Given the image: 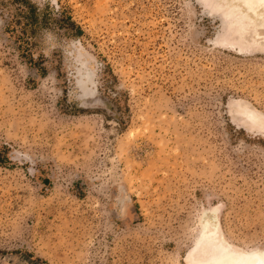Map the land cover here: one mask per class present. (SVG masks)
Listing matches in <instances>:
<instances>
[{
  "label": "rangeland",
  "instance_id": "1",
  "mask_svg": "<svg viewBox=\"0 0 264 264\" xmlns=\"http://www.w3.org/2000/svg\"><path fill=\"white\" fill-rule=\"evenodd\" d=\"M214 1L0 0V264L264 251V29Z\"/></svg>",
  "mask_w": 264,
  "mask_h": 264
},
{
  "label": "snow or ice",
  "instance_id": "2",
  "mask_svg": "<svg viewBox=\"0 0 264 264\" xmlns=\"http://www.w3.org/2000/svg\"><path fill=\"white\" fill-rule=\"evenodd\" d=\"M257 0H245V7L251 9L255 7ZM259 5L264 8V0H258ZM211 7L220 9L225 20L232 23L238 18L237 5L235 3L222 2L211 5ZM206 215V214H205ZM202 222L204 217H201ZM212 223H215L213 218ZM212 233L209 232L206 224L197 247L193 249V254L199 253L194 264H264V252H244L234 251L227 245L213 240Z\"/></svg>",
  "mask_w": 264,
  "mask_h": 264
},
{
  "label": "bare ground",
  "instance_id": "3",
  "mask_svg": "<svg viewBox=\"0 0 264 264\" xmlns=\"http://www.w3.org/2000/svg\"><path fill=\"white\" fill-rule=\"evenodd\" d=\"M222 2L235 3L237 5V16H238V18L236 20H234L232 23H229L225 20V22L228 25V31H231V32L236 31V33L244 34V33H248L249 30H251V28H253V27L256 29L258 28V30L264 29V8H262L259 5L258 0L256 2L255 7L251 8V9L244 6L245 0H217V1H214L215 4H219ZM254 19H256V20H254ZM257 21L259 23L256 25L255 23H257ZM256 38L264 40V36L261 33H259L258 31H256ZM256 38H255V40H256ZM255 43H257V42L255 41ZM210 232L211 233L213 232V235L211 237L213 240H217L221 244L227 245V244L223 243L221 240H219V238L218 239L215 238L216 237L215 235H217V232H218L217 229H213V230L211 229ZM228 247L234 251H243L242 249L237 250V249H234L230 246H228ZM244 252H264V251L253 250V251H244ZM188 259H189V261H191L190 264H194L195 260H193L192 258H188Z\"/></svg>",
  "mask_w": 264,
  "mask_h": 264
},
{
  "label": "trees",
  "instance_id": "4",
  "mask_svg": "<svg viewBox=\"0 0 264 264\" xmlns=\"http://www.w3.org/2000/svg\"><path fill=\"white\" fill-rule=\"evenodd\" d=\"M22 2V1H20ZM24 2H28V1H24ZM37 8L35 6L29 7V22L31 23L30 26L35 27L37 25L36 21L39 20V15H37ZM46 16L43 15V18H45ZM43 20V19H42ZM58 24H60V28H65L64 26L67 24V28L69 31H72L76 36L80 37L83 35V31L81 29V27L79 25H77L71 18H67L66 20L63 21H58ZM28 58V63L30 65H34L37 66L38 63H35L34 59L30 56L26 57ZM38 70L40 73H42L43 75L46 74V69H44L41 65H39ZM111 86L114 85V83H116V78L114 77V75H112V77L109 78ZM114 101L116 102L117 106H118V110L121 112L123 110L122 107V99L120 97H116L114 99ZM128 110V108L126 109Z\"/></svg>",
  "mask_w": 264,
  "mask_h": 264
}]
</instances>
